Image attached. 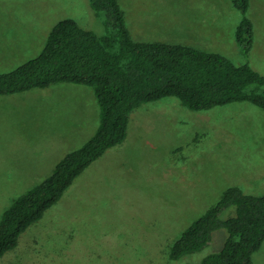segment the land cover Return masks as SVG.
Returning a JSON list of instances; mask_svg holds the SVG:
<instances>
[{
	"label": "rangeland",
	"instance_id": "1",
	"mask_svg": "<svg viewBox=\"0 0 264 264\" xmlns=\"http://www.w3.org/2000/svg\"><path fill=\"white\" fill-rule=\"evenodd\" d=\"M119 2L135 40L173 43L180 39L164 37L166 33H193L194 47L221 54L236 65L249 64L264 75V0H250L247 17L253 23L254 44L249 53L236 40L243 13L232 0ZM39 4L48 6L41 13L46 15V30L73 19L99 35L106 33V16L96 12L90 0H0V73L14 71L45 48L48 35L42 34L18 50V37L28 35L24 23L38 19ZM100 115L93 88L80 84L58 83L0 96V221L14 200L31 190L7 187L10 150L20 149L7 134L35 131L38 122L46 142L62 140L63 154L82 144L80 133L67 142V127H75L70 121L86 116L95 126ZM234 186L247 194H264L263 109L238 102L196 112L175 97L145 104L131 118L125 145L110 150L74 183L73 204L60 202L47 212L0 264H67V253L59 259L58 252L40 248L54 245L71 246L70 264H202L224 248L225 229L216 231L204 250L181 260L170 258L172 247ZM235 214L233 207L222 218ZM253 264H264V244Z\"/></svg>",
	"mask_w": 264,
	"mask_h": 264
},
{
	"label": "trees",
	"instance_id": "2",
	"mask_svg": "<svg viewBox=\"0 0 264 264\" xmlns=\"http://www.w3.org/2000/svg\"><path fill=\"white\" fill-rule=\"evenodd\" d=\"M232 2L243 13L236 40L249 53L254 44L253 23L247 17L250 0ZM90 3L106 16L104 35L65 19L53 28L39 56L12 72L0 73V96L74 83L92 87L101 108L100 127L93 138L67 154L48 178L4 212L0 259L19 246L28 229L63 199L85 170L125 145L131 118L143 105L175 97L196 112L238 102L264 110V75L249 64L236 65L221 54L190 45L137 41L119 0ZM233 207L235 216L223 219ZM221 229L228 233L224 248L202 264H253L264 244V194H247L239 186L228 188L183 233L170 258L177 261L204 250Z\"/></svg>",
	"mask_w": 264,
	"mask_h": 264
},
{
	"label": "crops",
	"instance_id": "3",
	"mask_svg": "<svg viewBox=\"0 0 264 264\" xmlns=\"http://www.w3.org/2000/svg\"><path fill=\"white\" fill-rule=\"evenodd\" d=\"M47 7L48 6L44 4H39L38 5L39 14L35 15V17H37L38 19H33V20L28 19L25 21L24 23L25 30L23 32H27L28 35L23 34L22 35L23 37L22 36L18 37V43L20 45V46L18 45V50L20 49L21 51L23 49L20 48L21 45L22 44L25 45L26 42H29L31 44L36 43V41L40 39V36H42V34H45L43 38H45L47 35H48L47 37H49L54 25L53 26L51 25V27L48 30H46L47 23H45L44 20L46 15L41 14L42 12H47L46 9ZM51 15L52 13H50V16ZM139 37H141L139 39H143V36H139ZM164 37H171L176 40L180 39L177 42H173V43H179V44L183 43L185 45H190V46H194L195 43L197 42L196 37L195 35H193V33L192 34L182 33L181 35H175L174 33L171 32V33H166ZM137 41H143V40H137ZM166 41L172 42L173 40H166ZM100 123L101 120L99 123H97L94 126L93 123L90 122L89 118H87L86 116L70 121V125H73L75 127L72 128L67 127V130L69 131V133H71V138L67 142L71 141L73 137L78 136V134L80 133L79 136L83 135V138L81 140L82 144L78 147L77 146L69 147L67 152L63 154L62 152L66 149V147L63 146L62 140L58 137V139L55 142H52L51 144H49V141L46 142L47 134L42 131L43 128L39 127L38 122L36 123L38 127L35 128L36 129L35 131L28 130V131H23L22 133L19 134H13V133L7 134V138L12 146L14 147H16L17 145L20 146V149L16 147V149L10 150V152L12 153V156L10 157L11 166L7 168L5 174L7 187L11 189H25L26 191L27 189H32L35 186L42 183L46 178H48L54 172L56 166L61 162V160L67 154L80 148L89 139H91L93 135L96 134V131L99 129ZM72 187L65 193L63 199L60 202H69L73 204V201L76 197L70 195V192L72 191ZM58 204H56L52 208L58 207ZM38 234H40V232ZM37 246L39 245L37 244ZM40 248H44L45 250L48 249L52 252H58L59 259H63V254H62L63 252L67 253L65 256V258L68 260L67 264H70L72 262L71 261L72 255L68 254L69 252H71L70 245H64V246L54 245V246H45V247L40 246Z\"/></svg>",
	"mask_w": 264,
	"mask_h": 264
}]
</instances>
